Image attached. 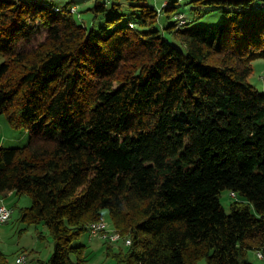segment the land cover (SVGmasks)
Masks as SVG:
<instances>
[{"label":"trees","instance_id":"1","mask_svg":"<svg viewBox=\"0 0 264 264\" xmlns=\"http://www.w3.org/2000/svg\"><path fill=\"white\" fill-rule=\"evenodd\" d=\"M110 2L116 14L94 28L72 2L0 0V114L29 134L0 145V197L31 198L21 220L53 241L37 264H85L74 242L103 209L131 242L102 239L115 264H252L247 250L264 252V91L248 77L264 58V0H199L227 7L201 26L177 24L168 1L171 24L148 4L118 24ZM223 190L237 197L228 212Z\"/></svg>","mask_w":264,"mask_h":264},{"label":"rangeland","instance_id":"2","mask_svg":"<svg viewBox=\"0 0 264 264\" xmlns=\"http://www.w3.org/2000/svg\"><path fill=\"white\" fill-rule=\"evenodd\" d=\"M36 1L47 5L65 6L68 2H72L74 8L73 16L76 21L86 25L98 28L103 26L105 21L116 14L111 10V0H27ZM165 0H117L120 5L118 16V24H126L129 20H136L139 16L140 9L138 5L148 4L155 8H160L161 3ZM168 5L173 6L172 11L178 13L183 12L186 17L188 26L219 24L224 20V9L227 7L216 3L205 4L199 0H166ZM106 2V10L94 11L93 8L97 4ZM134 5V6H133ZM262 6V4H259ZM165 8V7H164ZM162 11L160 23L162 26L171 24L174 17L166 19V10ZM160 27V26H159ZM162 33L171 41L176 40L171 33L164 31L160 27ZM1 61V57H0ZM248 81L253 84L259 91H264V58H257L252 62V72L248 77ZM29 138V134L23 128H16L10 124L6 116L0 114V145L6 147H17L24 145ZM3 202L11 207V215L5 222L0 223V251L6 257L8 264H15L18 255H25L26 264H37V260H47L53 248L52 237L42 223L27 224L20 218L19 209L31 204V198L27 194H21L9 197L2 194ZM0 198V199H1ZM232 197L228 190L220 193L219 200L225 211H229V203ZM103 220L107 223V227L112 229L110 217L107 209H103ZM108 221V222H107ZM74 244H83L85 246L84 255L85 264H115V261L106 255L105 244L98 237H89L87 232L79 235ZM114 248L124 246L123 240L113 243ZM117 246V247H116ZM74 260V255L71 256ZM246 258L252 264H264V259L256 256L254 249H248ZM200 264H206L202 259Z\"/></svg>","mask_w":264,"mask_h":264},{"label":"bare ground","instance_id":"3","mask_svg":"<svg viewBox=\"0 0 264 264\" xmlns=\"http://www.w3.org/2000/svg\"><path fill=\"white\" fill-rule=\"evenodd\" d=\"M182 17H184V16H182ZM184 22H185V19L182 18L181 19V23L183 24ZM11 212H12L11 209L7 212L6 221L9 219V217L11 215ZM95 224L98 225V226L96 227V229H90V236L91 237H98L101 240L102 239L103 240H110L112 242H115V241H118L119 239H121L119 233L116 230L109 229L107 227V223L106 222H104V221H97V222L91 223L90 225H95ZM106 231H107V234H110V235H105ZM125 241H128V237L124 239V242ZM262 255L264 257V252H262L261 250H257L256 251V256L258 258L263 259ZM15 264H26L25 256L24 255H18L16 257V259H15Z\"/></svg>","mask_w":264,"mask_h":264},{"label":"built area","instance_id":"4","mask_svg":"<svg viewBox=\"0 0 264 264\" xmlns=\"http://www.w3.org/2000/svg\"><path fill=\"white\" fill-rule=\"evenodd\" d=\"M166 1V0H165ZM162 13L160 12V8H159V15H161ZM184 13L183 12H178L176 14H174V16H177V24H181V17ZM231 197L233 199H237L236 195H231ZM11 208L8 207L6 204L3 203L2 199H0V223L5 222L6 221V215L7 212L10 210ZM98 225H89L88 229H89V237H90V229H96ZM105 235H110L107 234V231L105 233ZM114 236V235H113ZM130 239L128 238V241H125V245L128 246L130 244ZM263 257V255H262ZM264 259V257H263Z\"/></svg>","mask_w":264,"mask_h":264},{"label":"crops","instance_id":"5","mask_svg":"<svg viewBox=\"0 0 264 264\" xmlns=\"http://www.w3.org/2000/svg\"><path fill=\"white\" fill-rule=\"evenodd\" d=\"M6 195H8L9 197L15 196V193L12 191H9ZM17 195V194H16ZM1 198V197H0ZM2 199V198H1ZM3 201V199H2ZM4 203V202H3ZM5 204V203H4ZM9 207V206H8ZM11 208V207H10Z\"/></svg>","mask_w":264,"mask_h":264}]
</instances>
